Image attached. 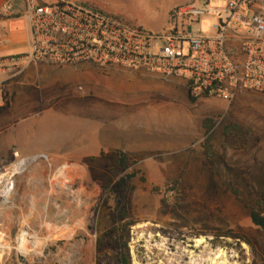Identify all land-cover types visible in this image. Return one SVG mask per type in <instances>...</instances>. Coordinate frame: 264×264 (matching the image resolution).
I'll use <instances>...</instances> for the list:
<instances>
[{"label":"rangeland","instance_id":"rangeland-1","mask_svg":"<svg viewBox=\"0 0 264 264\" xmlns=\"http://www.w3.org/2000/svg\"><path fill=\"white\" fill-rule=\"evenodd\" d=\"M100 1L136 27L167 34L174 27L170 13H165L168 6L176 5L170 12L188 6L218 12L228 0ZM214 19L213 13L199 17L203 36L212 34ZM181 23L178 17V26ZM17 69L25 71L13 81L14 72L0 73L6 99L0 110V160L6 165L33 162L16 177L10 204L0 213V237L9 247L15 248L19 233L26 230L44 241L53 239L34 264H117L122 253L131 264H264V233L249 218L251 212L264 214V95L242 93L231 104L218 99L190 103V124L197 121L198 128L190 144L187 137L171 140L165 133L124 127L126 118L119 125L104 116L114 107L137 104L147 112L142 103L167 97L156 89L165 82L104 73L87 65L35 70L17 63ZM89 95L92 100L86 104L97 100L107 108L90 113L85 102L77 103L84 109H77L70 120V137L57 120L38 124L42 101L72 106ZM203 118L215 122L211 164L201 148ZM227 126L240 130L226 137ZM47 136L50 142L42 141ZM57 140L61 146L55 151L51 143ZM103 149H121L137 159L128 158L136 165L122 172L115 153L97 155ZM13 151L34 156L13 160ZM65 164L80 170L68 169L65 178H58ZM134 173L118 209L116 182ZM174 182L175 192H168L166 185ZM33 206L34 216L25 226ZM77 223L82 226L68 240L58 239L62 229ZM0 264L29 263L12 250Z\"/></svg>","mask_w":264,"mask_h":264},{"label":"built area","instance_id":"built-area-1","mask_svg":"<svg viewBox=\"0 0 264 264\" xmlns=\"http://www.w3.org/2000/svg\"><path fill=\"white\" fill-rule=\"evenodd\" d=\"M9 9V3L4 4L0 18H7ZM208 13L214 14L215 22L212 34L203 36L198 19ZM24 14L29 51L0 58V73L16 74L17 63L91 65L181 79L194 101L218 99L231 104L242 93L264 95V0H228L218 12L176 8L170 12L174 27L167 34L127 24L84 0H24ZM178 17L183 21L179 26ZM5 105L0 90V110ZM13 158L19 160L17 153ZM20 161L0 162V213L10 204ZM12 250L29 264L42 256L30 260L16 251V244L11 248L0 237V262Z\"/></svg>","mask_w":264,"mask_h":264},{"label":"crops","instance_id":"crops-1","mask_svg":"<svg viewBox=\"0 0 264 264\" xmlns=\"http://www.w3.org/2000/svg\"><path fill=\"white\" fill-rule=\"evenodd\" d=\"M84 1H86L90 5L96 7L97 9L105 12L110 16L116 17L127 24L133 25V23H131L129 20L125 19L121 15L113 13L100 0H84ZM6 3H9L10 5L9 16L7 18H0V58L1 59L12 56L25 55L29 51V31H28L27 20L24 14V0H0V8ZM174 7H176V5L168 6L165 9L166 15H169L170 11ZM152 33H158V32L155 31ZM42 66L45 67V65L33 66V65L24 64V68L26 69L34 68L35 70H37L39 67ZM87 66L93 68L94 70L101 71L104 73L114 72L120 74H127L130 76L147 77L153 80L166 83L165 85L163 84L159 85L158 87H156V89L159 90L160 93L163 92L164 95L167 96L165 97L167 99L165 98L162 99L159 98V96H157L154 97L153 100L149 99V101L147 102L145 101L142 104L145 106L147 112L144 109L140 108L141 104H137L133 107H124V106L114 107V109H112L111 112L107 113L108 115H106L104 112L102 113L105 114L104 115L105 117L116 119L118 120V122L119 121L121 122V120L126 118L128 119V122L122 125L124 127H130L136 125L137 127H141L143 131L146 132L148 131L149 133H156V134L165 133L169 136L171 140L187 137L189 138L190 144L198 135L197 132L198 128L196 127L197 121H195L194 125L192 122L190 124L189 108H190V103L192 102L188 97L184 82L182 80L178 78L164 79L156 75L145 73L143 71L133 72L122 68H112V69L102 70L95 68L91 65H87ZM46 67H51V66H46ZM24 71L18 70L16 74L13 75V78L11 80L12 81L16 80L18 77L21 76L22 72ZM80 90L78 89V91ZM88 100H92V95L78 99L76 104H73L72 106L70 105V102L67 104L66 101H56L54 99L52 100L46 99L41 102L44 107V113L42 119L38 122V124L41 126L50 119L54 121L57 120L62 127L66 128L65 135L70 137L72 131L70 126V120L75 118L77 109H84L81 108L83 106L77 105V103L83 104L85 102L84 103L85 109L87 107L90 113H92V111L98 112L100 110V107L101 109L103 108V110L107 108L105 105L100 104L101 103L100 101L97 102V100L94 103L92 102L91 105H88V103L86 104ZM203 120L204 118L201 119L200 127H199V129L202 130V135H203V129H202ZM120 122L119 125H121ZM49 139H50L49 136L43 137L42 141L50 142ZM51 144L54 150L56 151L61 146V141L59 140H57L56 142L53 141V143ZM118 151L123 152L121 149L120 150L103 149L100 150L99 153H97V155H100V153L101 154L104 153L105 155L114 154ZM13 153H17L18 157H21L22 159L34 156V155L22 154L21 152L18 151H13ZM13 153H12V159L14 160ZM124 154L127 157V159L132 158L134 160H137L133 155H131L130 157L126 153ZM96 156H91V157H96ZM1 161L2 160H0V162ZM7 161L8 163L13 162V161L10 162L9 158H7Z\"/></svg>","mask_w":264,"mask_h":264},{"label":"trees","instance_id":"trees-1","mask_svg":"<svg viewBox=\"0 0 264 264\" xmlns=\"http://www.w3.org/2000/svg\"><path fill=\"white\" fill-rule=\"evenodd\" d=\"M190 101L193 103L194 100L190 99ZM215 126V122L213 119L210 118H206L202 121V129H203V141L201 143V148L203 151V155H204V159L206 162L208 163H212V159H213V152H212V148L210 145V142L212 140V131L214 129ZM239 127L237 126H227L224 129V134L226 137H228L231 133V131H239ZM115 162L117 164V166L119 167V169L122 172H125L128 170L129 166H135L136 162L132 161V162H128L127 157L125 156V154L123 152H116L115 153ZM136 173L134 174H126L122 177H120L118 179V181L116 182V186L119 188V195L118 198L116 199V207L119 209L122 207L126 196H127V192H126V185L129 181L133 180L136 177ZM142 181H144L143 179H141ZM178 184V182H174L171 185H166L167 187V191L174 193V187ZM171 186V187H169ZM153 193H158V189L157 188H153L152 190ZM250 218V222L251 224L256 227L259 228L263 233H264V214H259L257 212H251L249 215ZM245 243L247 245H249V243L247 241H245ZM117 264H131L130 259L128 257L127 254L122 253L119 254L116 258Z\"/></svg>","mask_w":264,"mask_h":264},{"label":"bare ground","instance_id":"bare-ground-1","mask_svg":"<svg viewBox=\"0 0 264 264\" xmlns=\"http://www.w3.org/2000/svg\"><path fill=\"white\" fill-rule=\"evenodd\" d=\"M33 161L32 160H22L16 165V171L18 172L17 174H21L23 170L25 169L26 166L31 164ZM77 169L80 170L78 167H71L68 164H65L62 166L58 172V178H65L66 171L68 169ZM84 193V192H83ZM34 206L32 209V213H30L28 219L24 221L23 223L25 226L29 225V221L33 215L34 211ZM26 214V213H25ZM34 216V215H33ZM82 225L80 223H77L74 227H68L66 226L64 229H62L61 234L58 237V239L61 240H68L74 231L78 228H80ZM35 232H29L26 230H23L19 233L16 241V251L21 253L22 255L28 257L30 260L38 254H41L44 247L47 245V243H50L53 239L50 237H47L46 240L44 241L43 238H40L39 235L34 234ZM44 241V242H43ZM44 243V244H43Z\"/></svg>","mask_w":264,"mask_h":264}]
</instances>
